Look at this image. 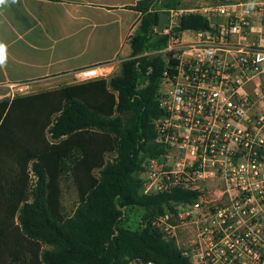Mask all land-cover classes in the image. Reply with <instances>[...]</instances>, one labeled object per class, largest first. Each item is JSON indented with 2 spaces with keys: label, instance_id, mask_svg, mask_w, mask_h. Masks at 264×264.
Wrapping results in <instances>:
<instances>
[{
  "label": "trees",
  "instance_id": "trees-1",
  "mask_svg": "<svg viewBox=\"0 0 264 264\" xmlns=\"http://www.w3.org/2000/svg\"><path fill=\"white\" fill-rule=\"evenodd\" d=\"M181 5V0H140L131 6L141 16L130 55L118 74L100 79L117 99L90 96L100 105L114 99V106L94 107L66 90L0 100V264H128L133 258L193 264L155 221L195 203L201 192L174 186L145 193L141 176L149 158L167 152L154 128L167 68L161 49L168 35L155 30L159 10ZM208 28L203 14L191 12L177 29ZM67 175L79 193L71 215L61 201ZM123 206L144 210L140 228L121 225Z\"/></svg>",
  "mask_w": 264,
  "mask_h": 264
},
{
  "label": "built area",
  "instance_id": "built-area-1",
  "mask_svg": "<svg viewBox=\"0 0 264 264\" xmlns=\"http://www.w3.org/2000/svg\"><path fill=\"white\" fill-rule=\"evenodd\" d=\"M160 11L167 21L155 30L168 35L161 49L167 68L154 128L167 152L147 160L143 191L184 186L201 194L157 218L164 226L155 223L169 239L175 226L168 221L179 209L204 203L197 238L188 248L176 241L183 254L193 264H264V0ZM191 12L203 14L210 28L178 30ZM108 67L80 68L77 80L107 79ZM7 86L17 96L30 93L26 82ZM161 174L165 183L154 187ZM128 264L164 263L133 258Z\"/></svg>",
  "mask_w": 264,
  "mask_h": 264
},
{
  "label": "crops",
  "instance_id": "crops-1",
  "mask_svg": "<svg viewBox=\"0 0 264 264\" xmlns=\"http://www.w3.org/2000/svg\"><path fill=\"white\" fill-rule=\"evenodd\" d=\"M138 1L4 0L0 3V93L8 88L7 83L26 82L29 89L45 87L37 92L64 95L66 90L87 100L95 92L99 99L108 94L117 99L108 81L105 85L102 79L80 82L76 71L108 65L111 74L104 80L120 72L141 16L131 8ZM221 3L223 0H181V7Z\"/></svg>",
  "mask_w": 264,
  "mask_h": 264
},
{
  "label": "rangeland",
  "instance_id": "rangeland-1",
  "mask_svg": "<svg viewBox=\"0 0 264 264\" xmlns=\"http://www.w3.org/2000/svg\"><path fill=\"white\" fill-rule=\"evenodd\" d=\"M214 2H218V0H213ZM236 0H223V2H232ZM126 51H129V47H126ZM45 89V87L37 86L33 87L30 90V93H34L40 90ZM2 95H0V100L3 99H11L17 96V94H12L9 88L1 89ZM0 93V94H1ZM99 99H89V102L94 107H102V108H108L111 106H114L115 102L114 99H107L105 104H101L98 102ZM112 155H107V159L111 158ZM8 160L9 158H6L4 160ZM66 179L63 181V196H62V202L64 206V212L67 215H71L77 206L79 202V193L77 190V186L73 180V177L70 175H67ZM142 178L146 181L150 180L147 173L141 174ZM164 174H161V177L157 179L155 182L154 187H157L158 184H164L165 179L163 178ZM29 182L30 185L34 182L33 175L29 176ZM192 186V184H191ZM158 189V188H155ZM204 192H206L204 190ZM123 215L121 218V225L125 227H129L131 229H138L141 226L142 222V214L144 210L137 206H123ZM204 211H205V205L202 203L198 209L192 208V206H184V208H180L179 212L181 214H177L173 216L168 222L175 226L172 228V233H175L174 236H169V238L174 237L176 241L179 243L181 248H188L192 240L196 239L199 234L200 224L202 219L204 218ZM157 223L159 225L164 226V224H161L159 220H157ZM192 257V255H191ZM9 262H7L8 264ZM10 264H28L27 260L25 261H15L10 262Z\"/></svg>",
  "mask_w": 264,
  "mask_h": 264
},
{
  "label": "water",
  "instance_id": "water-1",
  "mask_svg": "<svg viewBox=\"0 0 264 264\" xmlns=\"http://www.w3.org/2000/svg\"><path fill=\"white\" fill-rule=\"evenodd\" d=\"M167 21V14L164 11L159 12V22H158V28H162V26L166 23Z\"/></svg>",
  "mask_w": 264,
  "mask_h": 264
},
{
  "label": "clouds",
  "instance_id": "clouds-1",
  "mask_svg": "<svg viewBox=\"0 0 264 264\" xmlns=\"http://www.w3.org/2000/svg\"><path fill=\"white\" fill-rule=\"evenodd\" d=\"M3 2H4V0H0V3H3ZM2 50H3V46L0 45V52H2Z\"/></svg>",
  "mask_w": 264,
  "mask_h": 264
}]
</instances>
